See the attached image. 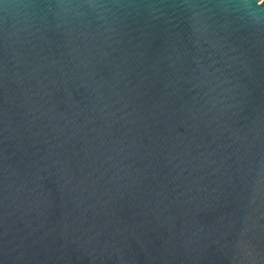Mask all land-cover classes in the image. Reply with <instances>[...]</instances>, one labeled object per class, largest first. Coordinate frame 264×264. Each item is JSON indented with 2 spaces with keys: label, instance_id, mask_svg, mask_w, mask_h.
<instances>
[{
  "label": "water",
  "instance_id": "water-1",
  "mask_svg": "<svg viewBox=\"0 0 264 264\" xmlns=\"http://www.w3.org/2000/svg\"><path fill=\"white\" fill-rule=\"evenodd\" d=\"M0 264H264V0H0Z\"/></svg>",
  "mask_w": 264,
  "mask_h": 264
}]
</instances>
